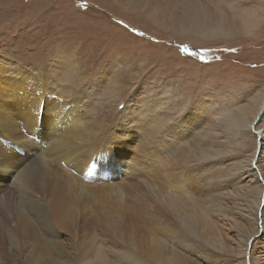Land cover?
Instances as JSON below:
<instances>
[{"label": "rangeland", "instance_id": "1", "mask_svg": "<svg viewBox=\"0 0 264 264\" xmlns=\"http://www.w3.org/2000/svg\"><path fill=\"white\" fill-rule=\"evenodd\" d=\"M196 11L211 23L238 28L246 19L253 27L211 38L182 33L184 26L197 22ZM63 60L70 61V75L60 81L57 72L67 62ZM6 69L47 71L52 86L57 80L58 88L92 102L96 120L107 128L126 129L129 138L123 153L126 159L137 155L136 161L127 160L134 163L129 164L133 180L124 179L129 185L138 184L140 168H133L145 162L147 181L161 185L187 180L191 195L221 202L206 205L221 241L209 244L192 235L194 241L189 237L186 246L168 244L175 248L176 264H264V147L255 130L264 128V105L250 128L238 127L231 118L254 97L261 99L264 91V0H0V70ZM28 136L40 140L37 134ZM0 154L2 164L1 150ZM104 198L86 202L96 217L92 215L89 232H61L70 264H101L95 261L96 250L109 264L108 257L125 248L130 264H137L136 258L160 264L149 248L151 237L161 234L162 219L150 221L132 196L127 197V204L134 205L129 210L140 212L141 220L130 219L131 212L123 214L118 204ZM103 210L119 211L116 218L123 222H103ZM16 228L21 230L20 225ZM29 233L31 237H17L18 241L25 246L35 243L37 238ZM7 234H0L2 253L9 255L3 264L23 262L26 249L13 250L1 239ZM37 240L42 250L34 252L35 264L52 256L46 241ZM76 245L91 250L78 252L79 261H72ZM162 254L168 257L169 250ZM121 262L118 256L112 264Z\"/></svg>", "mask_w": 264, "mask_h": 264}, {"label": "bare ground", "instance_id": "2", "mask_svg": "<svg viewBox=\"0 0 264 264\" xmlns=\"http://www.w3.org/2000/svg\"><path fill=\"white\" fill-rule=\"evenodd\" d=\"M249 13L251 14V12ZM193 16L197 22L184 26L181 30L182 33L211 38L214 35L241 33L253 27L251 22L244 18L240 27L234 28L235 26L224 25L222 21L221 23L220 21L211 23L206 18L201 19L202 17H199L197 11ZM254 16L258 15L255 13ZM206 22H210V24H204ZM67 60H63L62 63ZM65 64L64 70L60 68L61 70L59 69L57 72V79L60 81L66 80L65 77H68L66 75H70V61ZM46 72L42 70L33 74L26 69L14 73H10L9 69L0 70V150L4 157V162L0 164V234L8 232L7 237L2 236L1 239L7 240L13 250L20 252L22 249H26L24 252L26 260L11 264H35L34 252L42 250L37 239L47 242L45 245L50 248L52 255L47 259L40 258L37 264H70L71 261L67 257L70 251L59 239L61 232L65 234L80 231L83 233L84 230L89 232L93 227L91 223L93 213L90 214L91 212L88 211L86 202L99 200L102 196L105 197L106 203L112 201L114 204L116 203L115 205L118 204L119 211L123 214L127 210L131 212V214H127L130 219L141 220L142 217L140 212L137 213L133 209L130 211L134 205L144 215H147L146 217L149 216L150 221H153L154 218L159 219L158 217L162 219L159 221L162 223L161 234L151 237L152 242L149 248L154 250L156 260L162 264H176L178 260L174 256L172 257L175 248H171L168 244L172 245L175 242L186 246L190 244L189 237H192L193 240L192 235H196L198 239L207 240L210 242L209 244H212L216 239L221 241L218 227L210 218L209 208L206 206L207 203L208 206L215 203L218 206L221 204L220 201L215 200L213 203L214 199H202L197 195H191L187 180H170L161 185L154 184L152 180L147 181V176L144 177L142 171L147 167L145 162L139 163V165L136 163L137 166H134L133 170L140 168L136 174L137 176L142 175V177L140 176L138 184L134 187L129 185L128 181L124 179L133 180L131 178L132 167L129 165L133 161L127 163V160L136 161L137 155L135 152L126 159V155L123 153L125 140L129 138L126 129L107 128L105 122L93 117L95 108L92 102L74 95V92L70 91L71 89L67 91L60 86L58 88L57 80H55L57 84L52 86L45 76ZM263 105L264 91L261 99L256 96L241 106L239 113L232 112V123L237 124L238 127L250 128L256 118L255 115H258ZM137 114L132 116V119L135 120ZM255 130L260 135V138L258 137L260 146L264 147V128H261L260 125L255 127ZM28 134H37L40 140L34 141ZM20 143H26V145L23 146ZM22 146L24 153L19 155L15 147L20 149ZM60 157L64 161H61ZM1 159L2 157H0ZM164 161L166 162V160ZM164 161L162 160L161 163L164 164ZM55 170H59L61 173L56 174ZM123 174L124 177L120 182L119 178ZM3 178H6V181ZM106 181L111 182L105 183ZM128 196L133 197L134 205L127 204ZM106 211H99L103 222L109 223L113 219L122 221L115 215L119 211L112 210L114 212L112 214ZM51 217L55 228L59 231H55L50 224ZM93 217L95 216L93 215ZM16 225H20L21 230L16 228ZM127 227L124 228L127 229ZM29 231L33 233V238H37V243L32 241L33 244L29 243L25 246L18 241L17 237L21 239L31 237ZM160 237L162 240H158ZM87 243L89 242L87 241ZM126 243L129 246L131 244V242L130 244ZM220 244L224 247L222 242ZM74 249L71 255L72 261H79L77 259L78 252L91 250L90 247H78V245ZM125 249L124 252L118 251L108 257L109 264H112L118 256L122 260L121 264H130L127 261L130 254L128 251L125 252ZM167 249L169 256L163 257L162 253ZM134 252L131 253L134 254ZM102 256L103 253L96 250L95 261L97 258L101 264L107 263ZM8 257V254L2 253L0 247V264H3L2 260ZM136 259L137 264H152L148 258L146 260Z\"/></svg>", "mask_w": 264, "mask_h": 264}]
</instances>
